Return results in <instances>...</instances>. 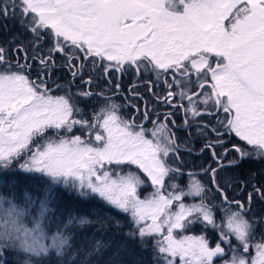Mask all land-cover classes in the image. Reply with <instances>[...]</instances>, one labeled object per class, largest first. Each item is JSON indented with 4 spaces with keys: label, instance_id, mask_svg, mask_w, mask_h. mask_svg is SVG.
<instances>
[{
    "label": "snow or ice",
    "instance_id": "1",
    "mask_svg": "<svg viewBox=\"0 0 264 264\" xmlns=\"http://www.w3.org/2000/svg\"><path fill=\"white\" fill-rule=\"evenodd\" d=\"M0 18L18 21L26 36L0 45V171L18 166L40 193L25 188L20 196L15 180H0L8 189L0 193V257L8 250L17 264H100L108 245L83 235L93 223L87 214L65 216L59 187L125 214L130 237L154 241L157 264H215L227 252L224 264H264V237L254 242L264 219L247 217L254 198L264 202V187L251 184L246 200L230 198V189L243 193L249 183L217 178L243 159L264 158V0H0ZM57 55L69 86L80 79L77 92L52 94L49 82L64 87L52 80ZM89 62L90 73L103 69L104 89L93 91V75L85 77ZM126 73L134 79L120 104L114 97L123 94ZM144 75L156 105L169 109L163 118L147 101L143 110L133 103L144 99ZM93 96L100 106L88 119L77 99ZM126 107L135 109L131 117L122 115ZM177 113L216 165L188 171L185 187L176 182L185 173L170 128ZM225 134L244 144L227 147ZM142 176L153 189L143 198ZM196 224L218 233L214 247L206 235L183 234Z\"/></svg>",
    "mask_w": 264,
    "mask_h": 264
},
{
    "label": "trees",
    "instance_id": "2",
    "mask_svg": "<svg viewBox=\"0 0 264 264\" xmlns=\"http://www.w3.org/2000/svg\"><path fill=\"white\" fill-rule=\"evenodd\" d=\"M18 36L20 38H26L25 34L19 28L18 21L12 19H3L0 18V45L8 46V41L13 37ZM21 42V39H17V43ZM45 48L48 47L46 43L44 45ZM11 55V53H10ZM29 55L31 56V50H29ZM62 59L60 55L56 56V68L52 72V80L56 82V84L63 85L60 91H57L55 85L49 82V87L53 89V95H63L65 92L70 90L75 93L79 89L76 87L81 84L80 79L75 80L69 86V81H71V76L68 74L67 68L61 67ZM92 68L91 62L88 63V68L85 71V77L87 75L92 74L93 79V91H99L100 89H104L106 87V81L103 78V69L100 68L95 73H90V69ZM37 65L33 64L31 69V77L33 79L36 78ZM117 73L112 72L111 76L113 79V89L115 86V80L117 77ZM133 74L126 73L121 77L122 88L124 89L123 94H119L114 97L115 102L120 104H126L127 101L124 99L127 93V89L133 83ZM152 80H155V77H151ZM149 80L148 75H144L139 83L138 91L143 95L144 99H136L133 103L138 104V106L143 110L145 101L148 102L149 108L155 106L156 110L161 113V118H163V113L168 111L169 109L164 105H156L155 100L152 97V94L148 92L147 81ZM96 85H99L97 88ZM155 92L157 95H161V87H156ZM78 106L82 109L84 116L88 119H91L92 111L94 108L98 109L100 106V101L97 97L93 96L88 99L78 98L77 99ZM135 109L131 107H126L122 109V115L125 117H131L132 113ZM152 118L155 119V113L152 114ZM143 119L142 114H138L137 123H139ZM173 119L175 120V125L170 124V128L175 133L178 138V142L181 145L180 156L183 160V171L185 173L183 178H176V182L180 184L181 187H185L187 184V172L199 171V166L201 164L207 165L211 162L210 152L205 151L203 153L200 152V149L203 147L205 140L196 135V130L193 127L192 129H185L183 127L184 117L182 114L177 113ZM207 119V117H205ZM145 126L151 128L152 125L150 122L145 121ZM189 131H191L192 135H189ZM80 133L78 130H74V134ZM52 134L51 132H49ZM224 140L226 142L227 147H231L232 144H241L244 142L239 141L238 137H235L234 134H225ZM188 145L192 147L194 151L189 154L184 151V145ZM247 147V146H245ZM223 151V149H220ZM236 158V153L232 152L228 156V160H232ZM22 162V161H21ZM173 163L179 164V161H175L174 158ZM227 163V161H225ZM212 166L216 165L212 163ZM129 168H124V171H128ZM132 170H135L134 167ZM142 175V174H141ZM146 180L145 185L140 189V195L143 197L144 195L149 194L153 189L150 182H147V178L143 177ZM218 180L221 184H227L228 182H236V181H247L249 183V187L243 192L238 193L239 185H236L235 189H230L228 191L229 197L236 196V198L246 200L247 192L252 191L251 184H256L257 186L264 187V158L257 159L246 158L241 160V162L234 167L226 168L223 171L219 172ZM207 178H205L206 180ZM0 180L4 182V184H8L12 180L16 181V188L18 195L22 196L25 188L34 194L40 195L39 192L36 191L35 187H33L34 179L30 174L23 173L19 171L18 166L7 170L6 172L0 171ZM8 189L5 187H0V193H7ZM56 195L59 198L60 210L64 212L65 216L68 213L73 214H87L88 218L93 222L89 225L84 231L83 235H87L88 237H96L98 239H102L105 244L108 245L107 249L104 251L103 258L100 264H109L111 260V264H157L155 258V252L153 249L154 241L152 239L146 240L144 243H141L139 239H134L128 235V232L131 230L130 222L128 217L123 213H118L115 209H112L110 206L104 204L96 197L90 198H82L78 197L74 192L69 193L68 191L62 188H56ZM186 202H191L186 198ZM214 203H218V201H213ZM247 207V204H246ZM247 217L249 219L254 218H262L264 219V202L260 201L258 197L253 199L251 205V211L247 213ZM119 221V223H117ZM216 222H221V213L219 210L216 211ZM184 235H206L209 239L211 245L216 243L218 239V233L211 228H204L201 224L193 225L187 232L183 233ZM262 237H264V222L258 224L254 231V242L259 241ZM226 247V246H225ZM17 253L13 251L6 250L4 252L3 257H0V260H3L4 264H17ZM231 252H227V254L220 258L215 259V263L223 264L225 260L231 258ZM251 255V253H249ZM113 257L114 260L112 259ZM19 259L22 260L23 256H19ZM55 264V262H53Z\"/></svg>",
    "mask_w": 264,
    "mask_h": 264
},
{
    "label": "rangeland",
    "instance_id": "3",
    "mask_svg": "<svg viewBox=\"0 0 264 264\" xmlns=\"http://www.w3.org/2000/svg\"><path fill=\"white\" fill-rule=\"evenodd\" d=\"M72 134H73V135H78V134H80V133H78V132H77V134H74V133H72ZM49 135H51V134L49 133ZM147 195H148V194H147ZM144 196H146V195H144ZM144 196H143V197H144ZM143 197H141V198H143ZM212 246L214 247V246H215V244H214V245H212ZM253 254H254V252H252V253H251V255H253ZM215 259H216V258H215ZM215 264H217V263H215ZM223 264H224V263H223Z\"/></svg>",
    "mask_w": 264,
    "mask_h": 264
}]
</instances>
